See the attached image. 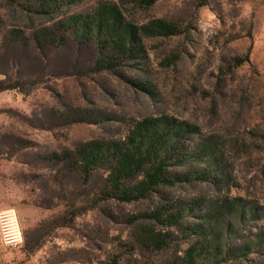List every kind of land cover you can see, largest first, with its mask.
I'll return each mask as SVG.
<instances>
[{
	"label": "rangeland",
	"instance_id": "374dc122",
	"mask_svg": "<svg viewBox=\"0 0 264 264\" xmlns=\"http://www.w3.org/2000/svg\"><path fill=\"white\" fill-rule=\"evenodd\" d=\"M106 5L167 33L99 70L63 25ZM147 119L183 123L170 168L195 179L103 199L108 170L85 178L72 156ZM163 206L176 225L144 217ZM198 240L216 264H264V0H0V264H180Z\"/></svg>",
	"mask_w": 264,
	"mask_h": 264
},
{
	"label": "trees",
	"instance_id": "16d2710c",
	"mask_svg": "<svg viewBox=\"0 0 264 264\" xmlns=\"http://www.w3.org/2000/svg\"><path fill=\"white\" fill-rule=\"evenodd\" d=\"M65 1L72 4L78 0ZM67 18L66 24L63 25L65 30L71 29L73 25L78 30L83 28L87 34L83 37L93 40L97 45L99 57L95 64L99 70H113L117 63L134 52H139L142 48L136 46L139 34H166L169 27L159 21L142 26L129 23L120 19L114 8L108 5L101 6L100 12L95 13L93 17L81 18L76 13H69ZM175 124L176 128L179 127L176 132L171 129L173 123L166 124L159 120L147 119L134 124L125 139L88 143L72 156L75 159L74 170L88 178L95 167L105 168L109 172L107 178L109 188L101 197L127 203L142 201L160 187L193 180L196 177L194 174L180 176L172 173L170 168L172 159L178 157L179 160L182 154L177 138L180 133L187 130L182 126L183 123ZM70 157L71 155L67 158ZM168 210L163 206L152 210L151 214L144 217H154L174 226L182 218L181 212L171 213ZM202 227H204L202 224L196 223L192 227V232L198 234ZM163 242L165 239L159 236L154 239L151 248L162 249ZM201 242L204 241H196L185 251L180 264L217 263L215 259L217 257L213 256L209 249L204 250Z\"/></svg>",
	"mask_w": 264,
	"mask_h": 264
},
{
	"label": "built area",
	"instance_id": "2783aa9c",
	"mask_svg": "<svg viewBox=\"0 0 264 264\" xmlns=\"http://www.w3.org/2000/svg\"><path fill=\"white\" fill-rule=\"evenodd\" d=\"M8 237H9L8 243L13 244V243L17 242L18 239H20V234H19L18 230L11 229L10 232L8 233Z\"/></svg>",
	"mask_w": 264,
	"mask_h": 264
}]
</instances>
